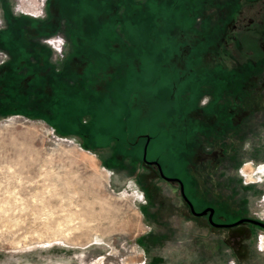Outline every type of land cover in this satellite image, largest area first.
<instances>
[{"label":"rangeland","instance_id":"rangeland-1","mask_svg":"<svg viewBox=\"0 0 264 264\" xmlns=\"http://www.w3.org/2000/svg\"><path fill=\"white\" fill-rule=\"evenodd\" d=\"M189 1L100 0L99 10L69 5L68 27L56 30L55 3L45 0L41 16L32 17L20 11L25 0H0V29L11 14L34 19L42 42L64 38L54 61L74 41L67 60L79 62L64 71L74 83L40 68V75H55L52 85L50 78L33 79L24 64L20 76L31 83L24 99H9L8 71L0 69V264H264V229L241 223L229 233L214 229L223 235L208 231V224L178 213V184L142 162L147 145L146 159L181 179L196 209L230 213L222 223L264 222V62L256 58L257 36L244 38L249 46L238 52L239 64H249L238 66L231 52L211 46V27L193 26L195 14L213 22L229 4ZM121 16L131 20L123 33L104 20ZM2 49L0 68L10 59ZM53 94L66 99L58 120L48 118L50 102L39 100Z\"/></svg>","mask_w":264,"mask_h":264},{"label":"flooded vegetation","instance_id":"flooded-vegetation-1","mask_svg":"<svg viewBox=\"0 0 264 264\" xmlns=\"http://www.w3.org/2000/svg\"><path fill=\"white\" fill-rule=\"evenodd\" d=\"M225 2L227 4H229V11L228 13L225 14L224 17H221L220 19H215V21L211 22L210 19L208 18H203V19H198V13L194 15V24L193 26H195L197 30L202 29L201 27L205 28L211 27V30H214L213 32L216 33L215 38L211 35L208 34L209 36L211 35L212 38L210 40L211 46H216L219 45L221 47L222 50L228 51L232 57V60L234 61H238L237 65L243 67H246V65H248L249 63L244 61V63H242V65H240V61L241 59H239V51L243 50V46H249V43L246 42V44H244V38H246L247 40H249V38L252 36V34H256L257 39L256 42L254 43L255 48L258 50V53L260 55H256V58H258V63L260 62V64L262 62H264V0H225ZM189 14H191V12H189ZM58 15V13H57ZM192 15V14H191ZM49 16V15H48ZM193 16V15H192ZM65 20V19H64ZM61 20V26H65L68 27V21L67 20ZM55 22V20H54ZM198 26V27H197ZM200 26V27H199ZM215 39V40H214ZM245 40V41H247ZM219 47V48H220ZM251 58V57H250ZM240 60V61H239ZM253 66L255 63V60L257 59H248ZM260 64H258L257 66H259ZM143 162V160H142ZM150 162H154V161H150ZM156 162H158L160 164V162L158 160H156ZM144 163V166H148L149 169L152 173H154V175H156L157 177H160L161 179L168 181L166 179H164L163 177H161L160 173H159V169L157 167L156 164H148V163ZM161 166V164H160ZM147 170V171H148ZM161 170H162V166H161ZM163 172V170H162ZM164 174V172H163ZM165 175V174H164ZM140 178H144V175H141ZM168 178V177H167ZM173 179V178H171ZM182 182L181 179H178ZM171 183H177L179 186V194L181 196V199L183 201V203L178 207V213L184 217H193L195 218V221L199 224H208L206 229H208V231L211 232H216L219 233L221 235L225 234V231H216L214 229L216 228H225L227 229L226 231L229 233V231H232L237 225H233V226H216L212 223H210L209 219H208V215H209V211L206 212V214L204 215H195L191 212L190 209V205L188 203V201L191 203V205L193 206V209L196 213H199L201 211H203L206 208H213L214 212L212 215V221L216 224H222V225H226V224H232L236 221L230 222V223H222L223 219L222 217H227V215H229L230 213H224L220 214L219 211H217V208L215 206H209L206 205L204 207H201V211L199 209H196L195 206V201L193 200V198L189 197L188 194L185 191V186L184 183L183 187H184V193L186 198L188 199V201H186L181 193H180V184L178 181H169ZM146 184V183H145ZM193 184V183H192ZM147 188L146 191L149 194V198L151 197V199L154 197V194H152L153 192H151V189L149 188V186L146 184ZM194 191V190H193ZM193 196H197L200 197V195H198L197 193L193 192ZM160 212H156L153 213V218H156L158 216ZM216 215V217H215ZM198 216H203V220H198L196 219V217ZM241 219H245V218H241ZM240 220V219H239ZM238 221V220H237ZM202 222V223H201ZM242 223H251V222H242ZM253 224V223H252ZM212 228V229H211ZM264 229V228H262ZM249 233H245V235L247 236ZM244 252H242L241 254L239 253L238 258L241 259L243 258L245 255H243Z\"/></svg>","mask_w":264,"mask_h":264},{"label":"crops","instance_id":"crops-1","mask_svg":"<svg viewBox=\"0 0 264 264\" xmlns=\"http://www.w3.org/2000/svg\"><path fill=\"white\" fill-rule=\"evenodd\" d=\"M189 2L192 4L201 5V4H204L205 2L207 3V0L206 1L204 0L202 2L191 0ZM11 15L16 18L17 27L15 29L11 28L10 27L11 23L8 22V19H7L6 27L4 28V30H6L4 33V40L8 47L5 48L4 46L3 47L4 50L2 49V51L8 54V56L10 57V59H8V62H6V66H7L6 69L8 71L7 72L8 75H10L13 70H16V72H19L20 74L22 71L21 68L25 64L27 65L28 69H32L33 72L35 73L33 75V79L35 78L39 79L38 77H40L48 82L51 79V85H52L54 84V81H55V78H54L55 75L51 73V75H49L50 79L46 75H40V74H43L39 72L40 68L45 66V67H48L50 72L53 71L55 74H60V73L64 74V71H67V69L71 71L74 65L75 66L78 65L79 62L77 60H67L69 57V53L73 49H75V47H77L74 41L73 42L70 41L71 46L70 45L69 46L71 47V49L70 51L66 52V54L64 55V58L63 57H62L63 59L60 58L59 60L61 61H59L58 59L54 61L53 55L55 53L44 42L41 41L42 32L40 31L41 29L37 27L36 20L28 19L26 17L25 18L24 17L22 18L19 16L17 17L14 14H11ZM22 23H25L28 26L26 28L20 27V24ZM114 29H117L118 31L122 33L125 32L123 28H114ZM11 58L13 60H11ZM83 62L84 61H81L80 63H83ZM64 75H66L67 78L65 77V80L68 83H74L71 77L67 76V74H64ZM28 79L29 77L26 78L25 80L28 81ZM48 99L50 102V104L48 105V108L54 113V115H58L59 117H61V115H59V111H60V108L64 107V104L66 103L65 96H59L57 94H53ZM54 100L56 101L58 100L59 105L56 103H53ZM56 105L57 107H55ZM216 245L217 243L215 242V246Z\"/></svg>","mask_w":264,"mask_h":264},{"label":"trees","instance_id":"trees-1","mask_svg":"<svg viewBox=\"0 0 264 264\" xmlns=\"http://www.w3.org/2000/svg\"><path fill=\"white\" fill-rule=\"evenodd\" d=\"M51 3H55L56 4V8H58V16L56 17L55 22L53 23V29H59L61 27V20H67V15H65V12L68 11V7L69 5H74L75 7L77 6H88L89 9L91 10H99L101 8L100 0H48V4L50 6ZM113 3L111 1H109V3H107V6L109 7L110 5H112ZM99 8V9H98ZM49 15V14H48ZM53 16V15H50ZM121 19H105L104 20L106 22H108L110 24L111 28H124L127 26L128 22H130V18L128 17L127 19L123 16L120 17ZM8 22L11 23V28H16V18L13 17L12 15H8L7 16ZM110 20V21H109ZM122 22V24L120 23ZM125 22V25H124ZM6 30L4 29H0V48L2 47H8L5 40H4V33ZM215 38V36H213ZM215 40V39H214ZM2 46V47H1ZM6 64H4L3 67H1L0 69L3 71L6 69ZM42 81V80H41ZM4 82V87H6L9 93V99H12L13 97L11 95H14L15 98L18 99H24L27 95L31 92V88H28L30 86V82L28 83L27 80L22 79V77L20 76L19 72H16V70H13L12 73L10 75L6 74L5 79L3 80ZM42 99L46 100L49 102L48 98H39V100L41 101ZM3 102L6 101V99H2ZM59 100V99H58ZM58 100H54L53 103H58ZM56 101V102H55ZM7 104H9L11 107L13 106L12 101L8 102ZM49 105V104H48ZM57 107V105L55 106ZM52 112V111H51ZM53 113V112H52ZM56 118V119H53ZM51 120H58L60 117L58 115H50ZM55 122V121H54ZM60 133H63V131L61 129L57 130Z\"/></svg>","mask_w":264,"mask_h":264},{"label":"built area","instance_id":"built-area-1","mask_svg":"<svg viewBox=\"0 0 264 264\" xmlns=\"http://www.w3.org/2000/svg\"><path fill=\"white\" fill-rule=\"evenodd\" d=\"M26 4L23 6V4H20V11L22 13H25L27 15H30L32 17H38L42 14V9L45 5V0H41V3L39 0H25ZM21 3V1H20ZM44 43L49 45L52 50L56 53L61 55L63 52L64 47V38L61 35H52L47 37L43 40Z\"/></svg>","mask_w":264,"mask_h":264},{"label":"water","instance_id":"water-1","mask_svg":"<svg viewBox=\"0 0 264 264\" xmlns=\"http://www.w3.org/2000/svg\"><path fill=\"white\" fill-rule=\"evenodd\" d=\"M148 140H149V139H148ZM146 151H147V145H145L144 152H143V158H142V159H143V162L148 163V164H152V163H153V164H156L157 167H158V169H159V173H160L161 177H163L164 179H166V180H168V181H178L179 184H180V193H181L182 197H183L186 201H188V199L186 198L185 193H184V187H183L182 182H181L180 180H178V179L167 178V177L163 174V172H162V170H161V166H160V164H159L158 162H156V161H154V162H150V161H148V160L146 159ZM188 203H189V205H190L191 212H192L193 214H195V215H204V214H206V212L209 211L208 219H209L210 223H212V224H214V225H216V226H233V225H237V224L242 223V222H251V223H253V224H255V225H257V226H259V227H261V228H264V222H261V221L255 220V219H250V218L240 219V220H238V221H236V222H234V223H232V224H226V225L216 224V223H214V222L212 221V215H213V212H214V209H213V208H206V209H204L203 211H201V212H199V213H196V212L194 211L193 206L191 205V203H190L189 201H188Z\"/></svg>","mask_w":264,"mask_h":264},{"label":"bare ground","instance_id":"bare-ground-1","mask_svg":"<svg viewBox=\"0 0 264 264\" xmlns=\"http://www.w3.org/2000/svg\"><path fill=\"white\" fill-rule=\"evenodd\" d=\"M74 168V167H73Z\"/></svg>","mask_w":264,"mask_h":264}]
</instances>
